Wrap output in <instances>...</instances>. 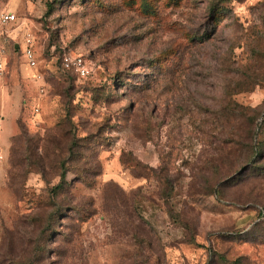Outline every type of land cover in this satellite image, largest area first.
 Here are the masks:
<instances>
[{
    "label": "rangeland",
    "instance_id": "obj_1",
    "mask_svg": "<svg viewBox=\"0 0 264 264\" xmlns=\"http://www.w3.org/2000/svg\"><path fill=\"white\" fill-rule=\"evenodd\" d=\"M6 11L0 264H264V0Z\"/></svg>",
    "mask_w": 264,
    "mask_h": 264
},
{
    "label": "built area",
    "instance_id": "obj_2",
    "mask_svg": "<svg viewBox=\"0 0 264 264\" xmlns=\"http://www.w3.org/2000/svg\"><path fill=\"white\" fill-rule=\"evenodd\" d=\"M17 21L16 15L13 12L6 11L0 14V38H6L9 34V30L12 26L15 25ZM9 26L8 29H3L4 27ZM7 28V27H6ZM25 39V45L23 49V55L25 61L30 68L36 67L37 58L35 52L31 45V40L27 33L23 34ZM4 53V48L0 47V74L3 70V60L1 56ZM61 66L64 69L72 71L79 78H87L94 73V62L88 56L82 54H74L71 52H63L60 57ZM37 110V109H36Z\"/></svg>",
    "mask_w": 264,
    "mask_h": 264
},
{
    "label": "trees",
    "instance_id": "obj_3",
    "mask_svg": "<svg viewBox=\"0 0 264 264\" xmlns=\"http://www.w3.org/2000/svg\"><path fill=\"white\" fill-rule=\"evenodd\" d=\"M63 52H64V50L58 52V54L56 53V55H55V56H56V60H57V62H58V66H59L61 72H62V73H66L68 76H73V75L76 76L75 74L72 73V71L62 68V66H61V62H60V57H61V54H62ZM258 151H259V149L257 150V152H258ZM64 178H65V174L62 173L59 182L55 185L56 188H59V187L61 186L62 181L64 180Z\"/></svg>",
    "mask_w": 264,
    "mask_h": 264
},
{
    "label": "crops",
    "instance_id": "obj_4",
    "mask_svg": "<svg viewBox=\"0 0 264 264\" xmlns=\"http://www.w3.org/2000/svg\"><path fill=\"white\" fill-rule=\"evenodd\" d=\"M4 109H5V112H8V104L6 105H3ZM19 114L17 108H15V116H17Z\"/></svg>",
    "mask_w": 264,
    "mask_h": 264
}]
</instances>
